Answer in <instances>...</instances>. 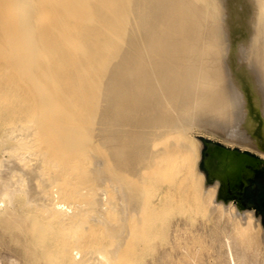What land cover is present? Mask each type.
<instances>
[{"label":"bare ground","instance_id":"obj_1","mask_svg":"<svg viewBox=\"0 0 264 264\" xmlns=\"http://www.w3.org/2000/svg\"><path fill=\"white\" fill-rule=\"evenodd\" d=\"M27 86L41 110L63 99L73 118L76 103L71 129L88 134H59V121L47 134L45 117L38 134ZM0 126V223L13 226L26 263L135 264L132 227H145L149 206L156 219L169 206L185 214L183 228L205 214L196 231L222 239L226 264H264V225L228 191L238 187L230 158L196 135L204 127L264 165V0H0ZM74 164L99 186L78 188ZM103 166L126 188L122 207L108 206ZM107 207L122 208L118 221ZM89 217L115 226L112 243L94 238Z\"/></svg>","mask_w":264,"mask_h":264},{"label":"rangeland","instance_id":"obj_2","mask_svg":"<svg viewBox=\"0 0 264 264\" xmlns=\"http://www.w3.org/2000/svg\"><path fill=\"white\" fill-rule=\"evenodd\" d=\"M31 87V86H30ZM29 87V88H30ZM29 88H28V86H27V91H29ZM34 91H35V89H33ZM32 93H31V92ZM29 91V96H31L32 95V97H29L28 96V94H27V96L29 97V100H28V98H27V102L29 103H31V99L33 98V100L32 101H34V103H33V105H36V102L37 101H39L38 100V98L36 99V97H37V95L35 94V93H33L34 91H32V87H31V90ZM36 92V91H35ZM33 95H35L36 97H34ZM35 99V100H34ZM61 101V102H60ZM65 102V100H63V99H61V100H59V102L58 103H60L61 104V107H60V104H58V103H56L55 105H48V106H44V107H42V109L43 110H41V109H39L40 108V105H39V103L37 102V111L36 112H34V113H32V108H34V106L32 107V108H29L28 109V107H27V109L28 110H30V109H32L31 110V114L33 115L32 117H36V116H38V118L40 119V118H42V120L40 121V123H42V124H46V122L47 123H49L50 125L53 123V125L57 122L58 124H60V126H58L57 125V127H59V128H61L62 126V128H61V130H60V133H59V128H53L52 127V125L50 126V127H52L53 129H51L49 126L47 127V124H46V126L45 127H47L46 129H45V127H44V125H37L38 126V128L37 129H39V131L36 129V132L38 133V134H41V133H43V134H45L46 133V131H48L47 129L48 128H50V131H48L47 132V134H64L65 132H66V134H76V132H77V134H88V132H86V131H83V132H79L78 133V131H76V132H74L75 130H77L76 128H73V130L71 129V123H70V121L69 120H72V119H76L77 118V112H75L76 111V107H77V104H76V106H75V104H74V106H73V118H71L70 117V115H69V112H68V108L67 107H65L66 105L64 104V102ZM66 103V102H65ZM59 105V106H58ZM65 105V106H64ZM36 106H35V108H36ZM58 107V109L56 108V107ZM62 106L64 107L63 109H62ZM47 107V110H45V108ZM52 107V108H51ZM74 107H75V109H74ZM49 109V110H48ZM50 109L54 112V114H53V112L52 111H50ZM61 109H62V111H61ZM67 109V110H66ZM66 112H65V111ZM35 111V110H34ZM40 111V112H39ZM46 111V112H45ZM48 111H50V112H48ZM56 111V112H55ZM28 112V111H27ZM39 112V113H38ZM43 112V113H42ZM62 114H61V113ZM72 112V111H71ZM29 113V115H28V117L29 116H31V114H30V112H28ZM38 113V115H36V114ZM53 114L54 115V122L53 121H51L52 120V117H51V120L50 121H47L49 118V116L47 117V115L48 114ZM57 113V114H56ZM46 114V115H45ZM51 114V115H52ZM43 115V116H42ZM55 115H57V117H55ZM62 118H61V117ZM65 116V117H64ZM70 117V118H68V117ZM47 118L46 120H45V118ZM75 117V118H74ZM31 118V117H30ZM37 118V117H36ZM44 118V119H43ZM57 121H56V120ZM59 119H61V120H59ZM62 119H65L64 121L62 120ZM27 120H30L29 118L27 119ZM46 122H45V121ZM60 123H59V122ZM67 121H69V122H67ZM63 122L65 123V124H63ZM56 123V124H57ZM70 123V124H69ZM48 124V125H49ZM65 126V127H64ZM41 127H43L44 129H40ZM55 127V126H54ZM55 129H56V133L54 132L55 131ZM62 129L64 130L63 132H62ZM201 129V130H200ZM0 130H1V126H0ZM44 130V131H43ZM46 130V131H45ZM51 130L53 131V133H49V132H51ZM58 130V131H57ZM67 130V131H66ZM199 131H200V133L197 131L196 132V135H197V137L200 139L201 137V141L202 142H204V141H211V142H214V140H215V143H217V144H219V145H222L221 143H220V139H219V137L217 136V135H214V140H212V139H208V138H206V136H205V133L207 134V130L206 129H204V127L203 128H201V127H199ZM202 131V132H201ZM36 132H34L35 134H36ZM204 132V133H203ZM33 133V134H34ZM202 133V134H201ZM216 137V138H215ZM206 138V139H205ZM234 146V145H233ZM90 148H91V146H90ZM88 149V150H91L92 151V149L93 148H91V149ZM234 149L233 150H237V149H239L240 150V148H241V146L239 145L238 146V144H235V146L233 147ZM241 152H244V153H247L248 155H250V156H252V157H255V158H257V159H259L260 160V154L259 153H256V152H250V151H241ZM260 164V165H259ZM83 165L84 164H82V165H80L79 164V167L81 166V167H83ZM263 164L261 163V162H255V164H253V163H251V162H249V161H247L245 164H244V166H243V170H241L240 171V176L238 177V183H239V188H232V187H230L229 189H228V191L230 192V193H232L233 194V192H237V194H239L241 197H240V205L243 207V208H251V209H253L254 210V212L260 217V220L262 221V225H264V210L262 209V208H254V207H251V206H248L247 205V202H248V200H251V198L249 197L251 194H252V191L255 189V188H252V187H250V186H247V183H249L248 182V180H250L251 181V183H253V186H256L259 190H262V193H261V198H264V165L262 166ZM77 166V167H76ZM85 166V165H84ZM73 167V166H72ZM76 167V168H75ZM74 168L75 169H73V170H75L74 172L75 173H77V175L78 174H80V171H81V169H78V165H75L74 164ZM106 166H103V168H101V170H102V174L103 175H107V178H109V180H107L106 181V183L104 182V188L107 190V193H108V197H109V204H108V206H109V208L110 207H114V206H112V205H115V207H116V205H118L117 203H119L120 204V200L116 197V196H118L119 197V195H117V194H121V193H118L119 191H120V187H121V191H122V189L124 188V190L123 191H125L126 190V188L122 185L123 184V182L122 181H119V182H121L120 184H119V182L118 181H116V180H119V179H117V178H115L114 180V183L112 184V182H110L113 178L110 176L111 175V173H110V171H109V169L108 168H106L107 169V171H106ZM103 169H105V170H103ZM76 170H80V171H77L76 172ZM83 170H85L86 172V175L84 174L83 175ZM83 170H82V172H81V176L79 175V176H77V178H76V181H77V183L76 184H78V188H81L82 186V189L84 188V189H86L87 190V188H91V187H95V188H97V186H99V185H97V186H95L96 184H97V182H99L98 181V179L96 180V182L94 181V179L93 178H95L94 176V174H92V173H94V172H92V171H89V169H86V166L83 168ZM106 171V172H105ZM91 172V173H90ZM88 173V174H87ZM92 175V176H90V175ZM83 175V176H82ZM94 175V176H93ZM86 176H88L89 178L91 177V179L89 180V178L87 177L86 178ZM110 176V177H109ZM81 179V181L79 182V183H81V182H83V184L84 185H82L81 184V186L79 185V183H78V181L80 180L79 178ZM85 177V178H84ZM83 178V179H82ZM112 178V179H111ZM78 179V180H77ZM85 179H87V180H89V182H87V181H85ZM96 179V178H95ZM147 179V178H146ZM84 180V181H83ZM94 181V184L92 183L93 181ZM87 183L89 184V186L87 185ZM96 183V184H95ZM90 184H91V186H90ZM115 184V185H114ZM118 184V185H117ZM88 187H87V186ZM122 186H123V188H122ZM243 186V187H242ZM87 187V188H86ZM95 188H93V189H88V191H86V192H89V190H92V192L94 191V189ZM118 188H119V191H118ZM235 189V190H234ZM151 190H152V188H151ZM122 191V192H123ZM92 192H89L90 193V195L91 194H93ZM151 192V191H150ZM153 192V191H152ZM152 192L150 193V194H152ZM84 195H86V194H84ZM89 195V194H88ZM153 196V195H152ZM83 197V196H82ZM89 197V196H88ZM91 197V196H90ZM149 197L150 198H152L151 197V195H149ZM84 198H85V196H84ZM116 198L119 200V201H117L116 200ZM119 198H121V197H119ZM79 199H81V197L79 198ZM92 199H93V197H92ZM111 199V200H110ZM235 199V198H234ZM85 201V199H83L82 198V200L81 201ZM88 199L86 198V201H87ZM83 201V202H84ZM111 201V202H110ZM117 203H116V202ZM92 202V201H91ZM115 202V203H114ZM87 203L88 204H90V201L88 202L87 201ZM108 203V202H107ZM113 203V204H112ZM122 203V202H121ZM112 204V205H111ZM124 204V203H123ZM121 205V204H120ZM120 207V206H119ZM119 207L117 208V211H115V209L116 208H114V210L113 211H115V214H113L114 212L112 211V209L113 208H111V210H108L109 208L107 207V210H105L106 211V213H108V215L107 216H110V214L112 215V220H114V219H117L118 217L120 218V215H122L121 214V212H120V210L122 211V208H120L119 209ZM121 207H122V205H121ZM152 208H154V207H152V206H149V208L147 209V211H146V213H145V216L146 217H144V219H145V223L143 222V216H142V218H141V221H142V223L144 224V226L145 227H142L143 225L141 224V222L140 223H138V225H140V226H138L137 225V223H135L136 221L134 220V219H132L131 218V220L132 221H134V223H135V225H134V227H132L133 228V232H135V230L137 231L136 232V234L135 233H133V234H135V236H132L131 235V238L132 239H134V237L136 238V240L137 241H135V243H133V244H135L134 246L135 247H137V252H136V250H135V252H136V254H135V257L134 256H132V255H134V254H129V253H127V254H129L130 255V257L132 256L133 258H137V257H139V255L141 256L140 257V259L139 258H137V260L139 259V261H137V262H135V264H226L225 263V257H224V255L223 254H219V251H223L224 250V247H223V242H222V239H220V240H218V241H216V242H214V243H212L211 242V235H215L216 233H214V231H212L213 233H211L210 232V230L206 227V229H204V230H201L200 232L199 231H196V229H198V228H202V219H203V216H205V214L204 213H202V212H200V211H197L196 213H195V217H196V221H195V223L192 225V224H189V223H187L186 225H184V228H183V224H182V222L180 221V220H182V217H183V215H185L182 211L180 212L179 210H176L178 207H169V206H166V207H164L162 210H161V212L159 213V216H160V218L158 219H156V216H157V214H155L156 212L154 211V209H152ZM181 210H183V209H181ZM150 211V212H149ZM117 212V213H116ZM152 212V213H151ZM153 212H155V213H153ZM119 213V214H118ZM147 214H148V216H147ZM151 214V218H152V216L154 215L155 217H154V219L152 220L151 218H150V215ZM179 214L180 215H182V216H179ZM106 215H105V217H106ZM117 215V216H116ZM111 217V216H110ZM117 217V218H116ZM90 218H92V217H89V221H91L92 219H94V218H92L91 220H90ZM108 218V217H107ZM87 219V218H86ZM151 219V221H149ZM88 220V219H87ZM110 220V218H108V221ZM112 220H110L109 222H113ZM119 219H117V221H118ZM131 220L129 219V221H130V223L129 224H131L132 222H131ZM89 221H88V223H86L87 224V230L85 229V231L83 232V229H82V233H83V235H87L88 234V228H90V226L92 225L91 223H93V226L92 227H94V229H92L93 230V236H94V238L95 239H97V238H100V239H102V237H103V239H106V240H108V242H109V239H110V241H111V239H112V237L111 236H108L109 234L111 235V233L114 231V227L112 228V230L111 229H108V226L109 225H107V228H106V226L103 224L104 222L102 221V225H101V222L99 223L98 221H97V225H99V226H97V225H94V224H96V222H95V219L93 220V221H91V223H89ZM116 221V222H117ZM129 221H127V222H129ZM147 221V222H146ZM178 221H180L181 222V224L182 225H177V223H178ZM95 222V223H94ZM116 222H114V223H116ZM149 222V223H148ZM134 223H132V224H134ZM88 224H90L89 225V227H88ZM131 224V225H132ZM151 224V225H150ZM85 225V224H84ZM138 226V230L136 229L137 228V226ZM117 226V225H116ZM136 226V227H135ZM12 227L13 226H11L10 227V229H9V225H8V222H5V223H0V260H1V262H3L2 264H7L6 262H7V260H8V258H10V257H18V258H20V259H18L19 261H20V264H47V261H42V262H33V261H29V260H27V263H26V251H24L23 249H22V245L20 244V242L19 241H17V239H14L12 236H11V229H12ZM86 227V226H85ZM91 227V228H92ZM96 227V228H95ZM105 227V228H104ZM119 227V226H118ZM146 228V229H142V228ZM181 228L180 230H179V232L178 233H180L181 235L180 236H176L175 235V233H176V228ZM90 228V229H91ZM97 228H99V230H97ZM117 228V227H116ZM134 228H135V230H134ZM62 229V228H61ZM90 229H89V231H90ZM104 229H107V231H108V233H107V231H106V234H104L105 233V231H104ZM121 228H119V230H120ZM142 229V230H141ZM58 230V229H57ZM91 230V231H92ZM101 230V231H100ZM117 230H118V228H117ZM116 229H115V231H117ZM118 230V231H119ZM191 230H195V232H191ZM95 231H99V232H96V233H99V234H96L95 233ZM104 231V232H103ZM110 231V232H109ZM112 231V232H111ZM146 231V232H145ZM62 232H63V234L61 233V237H64V232H65V230H62ZM86 232V233H85ZM102 232H103V234H102ZM114 233V235H115V232H113ZM117 233V232H116ZM95 234H96V236H95ZM102 234V235H101ZM63 235V236H62ZM92 232H91V234H90V232H89V237H88V239H86L88 242H90V237L91 238H93L92 236ZM106 235V237L107 238H105L104 236ZM263 235H264V233H263ZM263 235H261V234H259L258 235V239L259 240H262V238L264 239V236ZM97 236H99V237H97ZM101 236V237H100ZM87 237V236H86ZM97 237V238H96ZM93 238V239H94ZM93 239H92V242H91V244L93 245L94 243V247L95 246H97V247H99V245L100 244H102V241L99 239V242H100V244L99 245H96L97 243H99V242H95V241H93ZM94 239V240H95ZM114 239V238H113ZM131 239V240H132ZM106 240H105V243H106ZM113 241V240H112ZM112 241L110 242V243H112ZM130 242H133V240L132 241H129V243ZM103 243H104V240H103ZM128 243V244H129ZM107 245H109L108 243H106ZM132 244V245H133ZM102 245H104V244H102ZM101 245V246H102ZM124 245H127V244H124ZM131 245V244H130ZM130 245H129V247H130ZM100 246V247H101ZM103 247V246H102ZM104 247H108V246H106V245H104ZM124 247H126V246H124ZM124 247H122V249L124 248ZM133 247V246H132ZM132 247L130 248V250L132 249ZM134 247V248H135ZM138 247H139V249H140V252L138 253V251H139V249H138ZM126 248H128V247H126ZM126 248H124L125 249V251L127 250ZM134 248H133V253H135L134 252ZM123 249V250H124ZM129 250V249H128ZM123 252V251H122ZM127 252V251H126ZM125 252V253H126ZM131 253V252H130ZM138 253V254H137ZM123 255H124V253H122ZM121 254V255H122ZM122 255V256H123ZM128 255V256H129ZM136 255H138L137 257H136ZM122 256H120V258L118 259L119 260V262H122V260L123 261H127V259H125V257L123 258ZM127 256V255H126ZM129 257V258H130ZM125 259V260H124ZM130 259H132V258H130ZM130 259H128V261L130 260ZM195 259V260H194ZM117 260V261H118ZM130 261H132V263L135 261V259H133V260H130ZM129 261V262H130ZM56 263V262H55ZM55 263H53V264H55ZM131 263V264H132ZM48 264H52V263H48ZM60 264V263H59ZM255 264H262V263H255Z\"/></svg>","mask_w":264,"mask_h":264},{"label":"water","instance_id":"obj_3","mask_svg":"<svg viewBox=\"0 0 264 264\" xmlns=\"http://www.w3.org/2000/svg\"><path fill=\"white\" fill-rule=\"evenodd\" d=\"M204 144L206 147L211 146L219 150L220 153L223 154V157H225V159L228 160L230 158L232 167L234 169L233 171L237 173L238 175L237 177L240 176V171L243 170V166L247 161L253 164H255V162L260 161L259 159L248 155L247 153L240 152L239 150L228 149L223 147L222 145H219L211 141H204ZM263 206H264V202H263Z\"/></svg>","mask_w":264,"mask_h":264},{"label":"flooded vegetation","instance_id":"obj_4","mask_svg":"<svg viewBox=\"0 0 264 264\" xmlns=\"http://www.w3.org/2000/svg\"><path fill=\"white\" fill-rule=\"evenodd\" d=\"M248 182L249 183H247V186H250L255 189L252 191V194L249 196L251 200H248L247 205L254 208H262L264 210V206H263L264 198H261L262 190H259L256 186H253V183H251L250 180H248ZM237 186H238L237 188H239V183L237 184ZM231 195L233 196V198L235 199L238 198V200L240 201L241 196L237 194V192H233V194L231 193Z\"/></svg>","mask_w":264,"mask_h":264},{"label":"clouds","instance_id":"obj_5","mask_svg":"<svg viewBox=\"0 0 264 264\" xmlns=\"http://www.w3.org/2000/svg\"><path fill=\"white\" fill-rule=\"evenodd\" d=\"M234 209H235V211L237 212V210H236V208L234 207V205H232V204H230ZM238 214V213H237ZM246 213H244V215H245ZM13 264H15V262H13Z\"/></svg>","mask_w":264,"mask_h":264}]
</instances>
